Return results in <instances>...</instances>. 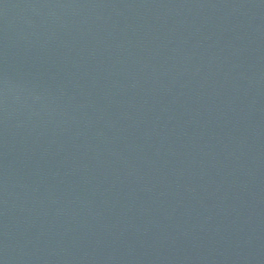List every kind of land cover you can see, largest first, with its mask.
Returning a JSON list of instances; mask_svg holds the SVG:
<instances>
[{"label": "water", "instance_id": "water-1", "mask_svg": "<svg viewBox=\"0 0 264 264\" xmlns=\"http://www.w3.org/2000/svg\"><path fill=\"white\" fill-rule=\"evenodd\" d=\"M0 264H264V0H0Z\"/></svg>", "mask_w": 264, "mask_h": 264}]
</instances>
